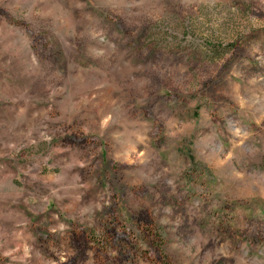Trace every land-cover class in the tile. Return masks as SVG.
Instances as JSON below:
<instances>
[{"label":"rangeland","instance_id":"obj_1","mask_svg":"<svg viewBox=\"0 0 264 264\" xmlns=\"http://www.w3.org/2000/svg\"><path fill=\"white\" fill-rule=\"evenodd\" d=\"M0 264H264V0H0Z\"/></svg>","mask_w":264,"mask_h":264}]
</instances>
